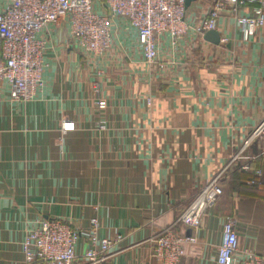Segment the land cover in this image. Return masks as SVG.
Here are the masks:
<instances>
[{
	"label": "crops",
	"instance_id": "crops-1",
	"mask_svg": "<svg viewBox=\"0 0 264 264\" xmlns=\"http://www.w3.org/2000/svg\"><path fill=\"white\" fill-rule=\"evenodd\" d=\"M214 3L191 1L186 35L157 36L164 69L144 61L124 17L112 20L102 55L79 48L67 20L38 34L46 48L36 97L14 101L6 82L0 89V264H29L22 242L47 218L80 230L82 254L94 216L101 237L123 236L101 264H162L154 238L172 225L195 238L179 264H218L227 216L237 218V257L245 250L264 255V138L242 149L264 119V27L245 41L227 9L215 29L220 42H210L196 28ZM7 5L0 0V10ZM238 13L251 14L252 5ZM102 118L107 129L98 127ZM65 121L74 129L64 131ZM221 172L223 195L201 225L181 224Z\"/></svg>",
	"mask_w": 264,
	"mask_h": 264
},
{
	"label": "built area",
	"instance_id": "built-area-1",
	"mask_svg": "<svg viewBox=\"0 0 264 264\" xmlns=\"http://www.w3.org/2000/svg\"><path fill=\"white\" fill-rule=\"evenodd\" d=\"M252 5L251 14H239L241 7ZM186 0H8L0 10V89L6 82L10 98L14 101L33 100L43 85L45 40L38 34L49 24L69 22L74 43L95 55L104 54L111 45V23L116 17L126 18L137 33L144 61L164 69L160 61L157 36L169 34L173 39L187 34ZM236 13V21L245 41L264 27V0H215L208 16L196 28L204 34L217 28L222 11ZM148 103L151 100L148 99ZM97 104L104 108L105 99ZM100 129H107L106 121L99 120ZM64 131L73 130L74 124L63 122ZM264 138V119L244 141L247 149L256 139ZM222 172L204 186L196 198L181 214L178 221L190 228H198L207 209L214 206L223 188ZM261 175V170L258 171ZM251 184L257 180L250 181ZM237 218L227 216L222 226V240L218 247V264H264V255L245 250L240 257ZM100 222L94 216L90 220L87 243L82 254L77 245L82 236L80 230L59 218L40 220L31 228L22 242L25 261L32 264L45 261L49 264H101L119 246L123 236L101 237ZM184 236L173 225L164 228L154 238L153 256L162 264H179L184 254V244L194 241Z\"/></svg>",
	"mask_w": 264,
	"mask_h": 264
},
{
	"label": "water",
	"instance_id": "water-1",
	"mask_svg": "<svg viewBox=\"0 0 264 264\" xmlns=\"http://www.w3.org/2000/svg\"><path fill=\"white\" fill-rule=\"evenodd\" d=\"M192 0H186V6H188L191 3ZM205 38L213 43H219L220 42V34L217 30H209L205 32Z\"/></svg>",
	"mask_w": 264,
	"mask_h": 264
},
{
	"label": "trees",
	"instance_id": "trees-1",
	"mask_svg": "<svg viewBox=\"0 0 264 264\" xmlns=\"http://www.w3.org/2000/svg\"><path fill=\"white\" fill-rule=\"evenodd\" d=\"M221 186H222V184H220ZM223 188V187H222ZM259 189H258V187H254V186H252V187H249L248 186V189H247V191L249 192V193H257L256 191H258ZM224 191V190H223ZM223 195V194H222ZM221 195V196H222Z\"/></svg>",
	"mask_w": 264,
	"mask_h": 264
},
{
	"label": "rangeland",
	"instance_id": "rangeland-1",
	"mask_svg": "<svg viewBox=\"0 0 264 264\" xmlns=\"http://www.w3.org/2000/svg\"><path fill=\"white\" fill-rule=\"evenodd\" d=\"M57 25V24H56Z\"/></svg>",
	"mask_w": 264,
	"mask_h": 264
}]
</instances>
